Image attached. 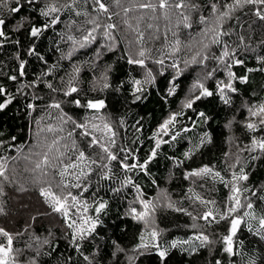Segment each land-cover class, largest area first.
Wrapping results in <instances>:
<instances>
[{
	"label": "snow or ice",
	"instance_id": "6c2138e0",
	"mask_svg": "<svg viewBox=\"0 0 264 264\" xmlns=\"http://www.w3.org/2000/svg\"><path fill=\"white\" fill-rule=\"evenodd\" d=\"M241 15L250 17L249 30L261 29L258 46L264 47V0H211L207 5L205 0H0V48L5 44L16 46L15 74L7 75V80L19 85L10 91L0 84V113L17 103L18 98L22 99L31 132V138L23 141H18L14 135L0 138V216L8 215V205L18 194L33 189L46 206L45 211L37 210L33 214L23 195L20 196V206L29 213L28 220L20 230L0 226V264H47L43 258L57 252L61 237L69 248L80 254L85 264H100L97 260L99 245L92 255L85 254L84 245L96 239L97 230L103 225L101 217L108 214V201L100 195V181L117 179L114 164L123 178L119 180V187H110L109 191L116 194L124 189L134 190L125 216L143 227L131 248L123 247L117 240L111 242V251L106 257L110 264H137L146 256H154L158 264H169L173 249L189 256L206 254V264H237L236 257L244 255V240L240 236L244 229L264 241V208L260 207L264 205V185L247 183L248 163L241 156L247 153L250 161H256L264 155V100H241L238 109L235 105L240 95L238 85L249 82L248 73L264 71V55L256 56L259 68L245 67L240 52L255 51L250 43L251 34L247 37L236 34L229 23L239 20ZM36 17L40 20L36 21ZM61 23H65L63 35L57 30ZM195 25L200 26V39L195 45L183 44L178 30H193ZM49 30L57 31L59 36L53 41L54 50L61 53L59 59L72 62L71 72L60 76L56 84L52 80L58 62L50 65V58L39 49V42ZM146 32L149 40H159L162 36L168 51L158 50L159 57H153V50L147 47ZM17 33L26 34L27 46L17 38ZM169 33L174 38L171 41ZM234 34L237 40L231 41ZM122 39L127 40L128 48L121 58L128 65L145 71L142 78L129 80L133 104L147 98L148 86H155L156 75H164L163 69L173 70L165 99L177 94L178 81L181 77L187 78L185 73L189 68L196 66L201 70L180 108L170 112L147 138L153 146L143 159L138 155V145L143 143L144 125L137 120L132 127L138 135L118 142L122 140L119 129L124 127V119L111 118L105 111L108 107L105 99L88 97L80 87L82 65L74 60L77 52L95 44L93 59L84 63L101 70L97 80L102 87L91 90L108 89L111 66H102L103 59L117 51ZM60 41L67 47L66 52ZM214 46L218 51H213ZM194 47L189 59L177 58L182 48L192 51ZM28 57L44 65L30 81L25 79L29 75ZM149 60L159 65L161 71L154 74L148 66ZM238 67H245V74L234 70ZM41 86L48 90L46 94H40ZM213 97L227 108L244 113L239 121L233 116L225 127L232 132L233 124H238L247 134V142H240L234 134L227 137L235 151L223 154L224 175L216 165L202 164L185 169L183 179L192 184L199 181L201 188L208 181L219 182L228 189V195L218 203L189 187L179 202L172 199L167 189L149 198L135 177L141 173L151 175L149 165L160 154L162 145L177 141L182 133L191 132L200 122L208 123L210 117L197 110V103ZM66 106L81 110V118L66 110ZM185 120L191 122V127L184 125ZM212 142L211 135L204 132L199 144L186 151L183 159H169L180 168L200 148ZM152 183L157 185L155 179ZM185 199L189 201L188 206H178ZM165 210L189 217L192 223L184 225L191 231L188 238L164 239L165 230L157 223V213ZM41 217H50L59 236L51 228L46 235L36 233L33 225ZM221 224L225 225L222 233L213 227ZM63 264H73L72 255L65 256ZM247 264H257V258L249 255ZM260 264H264V256L260 257Z\"/></svg>",
	"mask_w": 264,
	"mask_h": 264
},
{
	"label": "trees",
	"instance_id": "16d2710c",
	"mask_svg": "<svg viewBox=\"0 0 264 264\" xmlns=\"http://www.w3.org/2000/svg\"><path fill=\"white\" fill-rule=\"evenodd\" d=\"M211 0H205V5L210 3ZM224 2V0H221ZM8 19L11 20L9 16ZM250 19L248 16H240L239 20L230 21V25L236 34H244L246 37L251 34L250 43L255 47V51L240 52V58L245 60V67L247 68H259L260 65L256 60L257 55H264V47L258 46V40L261 37V29L255 28L254 31L247 28V21ZM40 18L36 17V21ZM68 20L67 14L64 16L65 23ZM65 23H61L57 26V30L61 35L64 34ZM161 23V32H163V21ZM244 25V27H240ZM143 28V25L141 26ZM227 27V25H226ZM11 28V24L9 25ZM200 26L195 25L193 30L179 29V38L183 44H191L194 37L200 35ZM234 34L231 37V41L237 40V35ZM17 38L27 46L28 40L26 34L17 33ZM59 39L57 31L49 30L39 42L40 51L48 58L49 64L57 63V71L54 73V84L59 82V77L66 75L71 72V61L60 60V52H57L53 48V41ZM147 41V47L153 51L151 55L153 57H159L160 51H168L165 47L166 41L149 40L148 33L145 34ZM174 38L169 33V40ZM103 42V41H101ZM61 48L66 52L68 49L65 47L63 41H60ZM96 47L94 44L91 48L83 49L75 54L74 60L77 64L82 65V71L80 73V87L88 93L89 98L105 99L108 107L105 111L111 116L113 120L123 118L125 125L120 128L121 141L125 142L131 140L138 135L135 133L132 125L137 120H140L144 125L143 134L141 135L142 144L138 145L140 151L138 155L143 159L148 154L150 148L153 146V142L147 139L160 123L163 122L170 112L176 111L180 108L181 101L189 94V89L193 81L200 74L201 70L196 66L188 69L185 73L187 78L181 77L178 81L180 88L177 90L175 96H167L168 80L173 75V70L170 68L163 69L164 75H158L161 71V67L156 65L149 60L148 66L152 68L153 73L156 75L155 86L149 85L147 98L143 99L136 104L131 103L132 97L130 95L131 88L129 80L131 77L142 78L145 75V71L128 65L125 59L121 57L124 55V50L128 48L127 40L122 39L120 46L115 53H108L103 59L102 66H111V71L108 73V82L111 87L105 90L92 91L93 87L100 89L102 85L97 80V77L101 75V70L93 68L90 63H84L93 59L92 52ZM160 50V51H158ZM16 46L5 44L3 48H0V84L8 87L10 91H14L18 87V83L7 80V75L15 74L16 61L14 60V53ZM195 47L192 51H188L187 48H182L181 52L177 54L179 59H189ZM213 51H218V48L213 47ZM29 75L25 78L27 81L33 80L35 75L39 74L43 69L44 65L37 62L35 58L28 57ZM166 63L170 61L166 60ZM210 63V67H211ZM245 67H238L234 69L238 74H245ZM249 82L247 84L238 85L240 88L239 98L235 99L236 108H239L241 100L258 101L264 100V71H254L248 73ZM212 83L211 81L209 82ZM119 88V91L116 89ZM47 89L41 86L40 94H46ZM66 110L77 115V118H81V110L75 109L74 106H66ZM197 110L204 111L210 117L207 124L202 122L199 126L194 128L191 132L182 133L177 141L170 142L169 144L162 145L160 154L156 160L149 165L151 175L146 176L141 173L138 177H135L136 181L142 186L143 190L149 198L156 197L161 189H167L172 199L179 202L182 197L187 193V189L192 187L194 191L207 198L216 199L217 202H222L228 195V189L224 188L219 182L213 183L208 181L204 184V187H199V181L196 184H192L190 181L183 179V173L185 169H192L201 166L202 164L216 165L217 170H221L222 175L225 174L224 164V152L230 151L234 145L227 142V137L235 135L239 138L240 142H247V134L238 124H233L232 132H229L225 125L229 120L235 116L236 120L239 121L243 118L244 113L242 111H236L229 109L224 106L217 98H209L197 103ZM26 109L23 106L22 99L18 98V102L11 105L3 113H0V138L8 139L11 136H16L18 141H23L25 138H31V132L29 131L30 119L26 116ZM189 115L194 114L189 112ZM195 118V117H194ZM185 126L191 127V122L185 120ZM207 132L211 135L213 142L200 148L195 153L191 160L185 162V164L177 168L172 159L169 157H176L183 159V154L186 151L194 149L199 144V138ZM164 139H169L164 137ZM235 148V147H234ZM242 159L248 163L247 171L249 172V181L247 182L251 186L264 185V155L256 161H250L247 153L241 154ZM114 171L117 173V179L113 181H100L101 192L100 195L108 201V214L102 216L103 225L98 228L99 235L95 240L90 243L86 242L84 245L85 254L92 255L97 250L99 245L100 254L97 256V260L100 264H110L109 260L106 259L107 254L111 251V242L117 240L123 247L131 248L137 243V237L143 227L142 224L133 221L130 217L125 216L128 201L132 200L135 192L133 189H124L120 193H112L109 191L110 187H119V180L122 179V175L117 165L114 164ZM227 178V176H226ZM157 181V185H153L152 180ZM23 195L26 206L31 207L33 214L39 210L43 212L46 210V206L41 203L38 196V192L34 189L29 193L18 194L11 203L8 205V215L0 216V226H4L9 230H20L25 227L28 220L29 213L24 211L20 206V196ZM87 195V194H86ZM191 195V193H188ZM89 199H91L89 197ZM189 201L185 199L183 204L178 206L187 207ZM264 208V205L260 206ZM157 223L160 228L165 230L164 239H186L191 235V231L184 227L186 224L192 223L189 217L182 213H176L171 210L160 211L157 213ZM119 225V227H117ZM37 234L46 235L47 230L51 228L57 232L59 231L56 226L50 223V217H41L33 225ZM216 231L224 232L225 225L213 226ZM244 240V255L236 257L237 264H247V257L249 255L257 258V264H260V257L264 256V241H261L259 237L247 232L246 229L240 234ZM57 252L53 253L51 257H44L47 264H63L64 258L67 255H72L73 264H85L79 253L74 252L73 249L69 248L66 241L61 237L58 242ZM21 247L23 244L21 243ZM63 254V255H61ZM206 256V254H205ZM205 256H189L187 253H182L178 249H173L171 252V259L169 264H206ZM137 264H158V260L154 256L141 257Z\"/></svg>",
	"mask_w": 264,
	"mask_h": 264
},
{
	"label": "rangeland",
	"instance_id": "374dc122",
	"mask_svg": "<svg viewBox=\"0 0 264 264\" xmlns=\"http://www.w3.org/2000/svg\"><path fill=\"white\" fill-rule=\"evenodd\" d=\"M198 39H200V35H198L197 37H194L192 40V42L190 41V43L192 44V45H195V42H196V40H198ZM231 151H235V148L232 146L231 147ZM160 195V192L157 194V196H159ZM156 196V197H157Z\"/></svg>",
	"mask_w": 264,
	"mask_h": 264
}]
</instances>
